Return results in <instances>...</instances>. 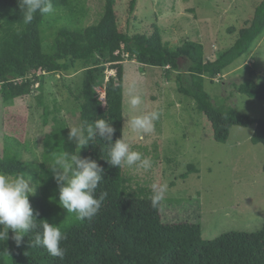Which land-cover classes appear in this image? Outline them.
I'll list each match as a JSON object with an SVG mask.
<instances>
[{
    "label": "trees",
    "instance_id": "1",
    "mask_svg": "<svg viewBox=\"0 0 264 264\" xmlns=\"http://www.w3.org/2000/svg\"><path fill=\"white\" fill-rule=\"evenodd\" d=\"M86 1L0 0V99L28 97L44 73L85 68L81 143L60 139L45 144L39 171L32 172L38 191L24 196L20 213L0 221V264H264V226L256 233L230 232L206 240L200 222L165 223L158 194L147 187L134 188L132 178L123 173L126 54L143 65L177 72L179 91L194 100L211 122L216 141L226 142L233 126L254 124L251 141L264 146V119L215 105L204 88L206 78L222 74L252 51L264 33V0L235 42L212 59H206L199 42L186 41L171 49L163 43L157 25L151 35L121 31L117 0H104L97 21L82 26ZM137 1L131 0L129 13ZM56 23V30L46 34V28ZM96 55L98 66L89 67ZM106 65L115 71L107 81ZM101 85L105 106L96 91ZM236 89L264 100V82L251 80ZM5 142L0 173L20 178L26 170L22 148L8 149L13 144L10 137ZM67 155L77 156L70 182L55 169L56 160ZM193 171L198 172L190 164L182 177ZM9 233L20 236V242L13 243Z\"/></svg>",
    "mask_w": 264,
    "mask_h": 264
},
{
    "label": "rangeland",
    "instance_id": "2",
    "mask_svg": "<svg viewBox=\"0 0 264 264\" xmlns=\"http://www.w3.org/2000/svg\"><path fill=\"white\" fill-rule=\"evenodd\" d=\"M261 1L138 0L131 14V0H117L115 10L121 31L151 35L157 25L163 43L171 49L186 41L199 42L206 59H212L235 42ZM85 4L82 26L97 21L104 0H87ZM58 26L46 28V34ZM49 39L48 43L52 42ZM125 57L123 173L132 178L133 187H147L158 194L165 223L200 222L206 240L230 232L261 231L264 146L251 141L255 125L233 126L226 142L216 141L211 122L197 110L194 100L179 91L177 72ZM98 58L96 55L89 67L98 66ZM180 62L183 65L186 59L182 57ZM82 66L67 73H44L28 97L8 102L0 99V153L8 147L5 141L10 137L14 145L8 149L22 148L21 161L26 168L20 178L0 173L1 222L22 211L26 194L34 196L38 191V179L32 172L39 171L45 144L60 139L81 143ZM105 68V81L115 77L113 69ZM251 80L264 82V33L251 52L222 74L206 78L204 88L215 105L264 119V100L236 89ZM96 91L105 106V86H97ZM76 162L77 156L68 155L56 160L61 179L70 182ZM190 164L198 172L183 178ZM10 240L19 243L21 239L11 233Z\"/></svg>",
    "mask_w": 264,
    "mask_h": 264
}]
</instances>
